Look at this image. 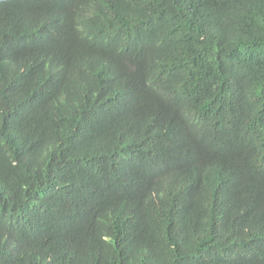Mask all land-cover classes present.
Instances as JSON below:
<instances>
[{"label":"trees","instance_id":"trees-1","mask_svg":"<svg viewBox=\"0 0 264 264\" xmlns=\"http://www.w3.org/2000/svg\"><path fill=\"white\" fill-rule=\"evenodd\" d=\"M0 264H264V0H0Z\"/></svg>","mask_w":264,"mask_h":264}]
</instances>
